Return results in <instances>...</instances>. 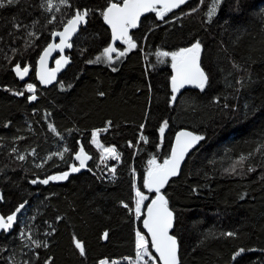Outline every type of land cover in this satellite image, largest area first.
Segmentation results:
<instances>
[{"label":"trees","instance_id":"1","mask_svg":"<svg viewBox=\"0 0 264 264\" xmlns=\"http://www.w3.org/2000/svg\"><path fill=\"white\" fill-rule=\"evenodd\" d=\"M113 2L120 0H69L70 7L53 0L59 11L52 12L46 0L0 8V212L6 217L25 203L18 218L28 210L33 224L27 228L46 245L36 248L21 238L28 229L17 221L0 236V264L133 260L135 234H144L134 214L135 189L154 197L143 186L149 160L163 163L181 130L205 137L163 192L176 216L181 264H264V0H222L211 20L213 0H189L164 20L152 13L131 34L137 47L120 61L88 63L111 44L100 12ZM85 8L87 23L67 51L71 65L54 86L41 89L36 63L52 33ZM197 40L208 85L185 90L172 106L171 57L159 52ZM17 64L33 70L25 84L14 73ZM27 84L36 87L35 101L27 99ZM96 131L101 144L121 155L114 180L97 171ZM81 146L92 157L87 172L72 174L67 183L32 185L71 173ZM242 156L249 158L241 162ZM227 231L236 235H221ZM75 239L84 243L85 256Z\"/></svg>","mask_w":264,"mask_h":264},{"label":"snow or ice","instance_id":"2","mask_svg":"<svg viewBox=\"0 0 264 264\" xmlns=\"http://www.w3.org/2000/svg\"><path fill=\"white\" fill-rule=\"evenodd\" d=\"M18 0H0V8H4L7 5H12L17 3ZM222 0H213L212 10L208 13V19L211 20L212 16L216 14V9ZM61 5L70 7L69 0H59ZM187 3V0H120V3H110L105 10H102L100 14L103 17L104 22L111 28V40L110 46L104 48L103 57L97 56L95 61H88V63L100 62L101 59L105 60L109 64H114L116 59L122 58L127 55L128 51L135 49L137 47L136 42L133 37L129 35V30L139 26L140 18L144 13H156L160 20H164L165 16L173 11L174 9L180 8L182 5ZM46 11L52 12L56 5L53 0H46ZM59 11V8H56ZM90 14V10L76 9L74 14L67 22L64 24L62 31H55L52 33L53 37H59V44H50L45 50L43 55L40 57L41 73L40 80L44 84H50L55 79L56 72H49L45 65L48 56L54 49H59L63 52L65 48H71L72 44L69 42L72 36L79 30L82 24L87 23V17ZM55 16H53L50 22L55 21ZM19 28L20 25H15ZM30 36H34L35 33H29ZM116 41L127 45L125 50H119L115 47ZM202 51V45L199 40L194 42L190 47L181 48L176 52H159L160 57H171V67L175 72V75L171 78V90L172 95L170 97L171 102L174 104L177 99V94L186 85H193L194 87L204 91L207 87L209 78L205 71L202 69L200 64V56ZM115 53V59L113 54ZM68 58L62 56L61 59L56 61L57 69L62 67V64H67ZM16 75L23 80L28 74V68H21L17 64L14 68ZM112 71H117L113 68ZM63 88V85H61ZM27 92L31 93L27 97L29 101H35L36 87L33 84H27ZM17 96H24L23 91H16L12 93ZM103 95V93H100ZM50 115V114H49ZM109 125L111 122L109 121ZM143 127V126H141ZM168 127V121H163V126L160 127L161 139H163L164 131ZM49 129L56 132L53 125L49 124ZM106 130V129H105ZM59 135V133H57ZM100 135L99 131L93 133L92 143L95 144L99 149L102 150L101 159H114L119 161L121 155L117 152L115 147H105L100 143L98 137ZM141 139L147 142L146 138L142 135ZM203 135H198L190 131H181L176 136V144L171 149V155L164 159L163 163H158L156 158L153 157L149 160V169L147 172V177L144 180L143 186L147 188L150 192L156 193L155 199L151 201L146 209L147 218L143 220V227L148 230L151 237V245L158 256H153L149 251V240L140 231L136 232L135 249L138 264H181L179 257V243L175 235L170 234L171 229L174 226L175 216L173 211L168 206V200L161 190L165 187L168 181L180 173V167L183 163L188 152L194 148L200 141L204 140ZM129 146H132L131 144ZM15 151V150H14ZM65 152L68 151L67 148L64 149ZM259 151V149H257ZM61 158H63V153H58ZM92 157L89 156L84 148L81 146L79 152L75 155V159L78 160L79 167L72 165L71 172H79L82 168L87 166V161ZM249 157L242 156L240 158L241 162L248 159ZM19 160L23 161L25 157L20 155ZM254 169L249 168V171ZM109 171L113 174V179L115 178L116 168L111 167ZM235 173L236 169L231 170ZM70 173L65 171L60 175H53L43 180H32L31 183L44 184L47 185L49 181H64L67 180ZM136 204L134 213L137 219L143 214L144 201L148 199L139 188L136 189ZM243 198V197H242ZM4 199L2 193H0V201ZM128 208L127 204L123 205ZM25 208V203H21L12 214L6 217L0 215V230L7 232L12 229L13 225L17 222V214ZM21 238L27 236V239L35 245L36 248H40L42 245L40 241L34 240L30 233H20ZM225 237H234L236 235L233 231H227L221 233ZM103 238L106 240L108 238V233H103ZM75 247L79 250L81 256H85V246L84 243L79 239L74 241ZM239 251H243L242 249ZM239 254V253H237ZM148 257V260H145ZM27 264V262H26ZM46 264H51V261L46 262ZM107 264V262H104Z\"/></svg>","mask_w":264,"mask_h":264},{"label":"water","instance_id":"3","mask_svg":"<svg viewBox=\"0 0 264 264\" xmlns=\"http://www.w3.org/2000/svg\"><path fill=\"white\" fill-rule=\"evenodd\" d=\"M188 2H189V0H187V3H188ZM187 3H185V4L182 5L181 7L185 6ZM181 7H180V8H181ZM180 8L174 9L173 11H176V10H178V9H180ZM173 11H171V12H173ZM171 12H169V13H171ZM151 14H152V13H144V14L141 16V18H140L139 26L136 27V28L130 29V30H129V35H131L132 32L138 30L139 27H140V24H141L142 20H143L145 17H147V16H149V15H151ZM83 25H84V24H82V25L80 26L79 30H78V31L72 36L71 40L69 41L70 43L73 41L74 38H76V37L79 35V33H80V31H81ZM105 26L108 28V30L110 31V34H111V28H110V26L107 25L106 23H105ZM62 30H63V29H62ZM62 30H61V31H62ZM59 42H60V38H59V37H53V35L51 36V42H50V44H53V43H55V44H59ZM111 43H112V40H111ZM50 44H49V45H50ZM49 45H48V46H49ZM110 45H111V44H110ZM121 45H124V44L121 43L120 41H116V43H115L114 46H115V47H118V46H121ZM48 46H47V47H48ZM47 47H46V48H47ZM46 48H45V49H46ZM68 49H69V48H65L63 52H60L59 49H54V50L51 52V54L48 56L47 61H46V65H45L46 69H47L49 72H51V71H55V72H56L55 79H54V80L52 81V83H50V84H44V83H42L41 80H40V73H41L42 69H41V65H40V58L38 59V61H37V63H36V69H35V78H36V81H37V83H38V85L40 86L41 89H48V88L54 86V85L58 82V80L60 79V77L63 75V73H64V72L68 69V67L71 65V60H70V58L67 56V51H68ZM43 53H44V51L42 52L41 56L43 55ZM114 55H115V53L113 54V56H114ZM41 56H40V57H41ZM62 56L67 57L69 62H68L67 64H62V67L59 69V71H56V69H57L56 61L59 60V59H61ZM200 64H201V56H200ZM201 67H202V65H201ZM26 68H28V74L24 77L23 80H21V79L16 75V73H15V71H14L16 77L18 78V80H19L22 84H25V83H27V82L29 81L30 76L32 75V72H33V70H32L31 68H29V67H26ZM202 69H203V68H202ZM171 71H172V76L175 75V72H174V70L172 69V67H171ZM195 89H198V88L194 87L193 85H186V86H185L184 88H182V89L180 90V92L177 94V99L180 97V95H181L185 90H195ZM177 99H176V101H177ZM175 103H176V102H175ZM175 103H174V104L172 103V106H174ZM181 131H188V130H181ZM181 131H179V132L176 134V136H177ZM190 132H191V131H190ZM176 136H175V138H174V142H173V146H172V148H173V147L175 146V144H176ZM200 142H201V141H200ZM200 142H199L194 148H192V149L188 152V154H187V156L185 157L183 163L181 164L179 175H178V176H175V177H172V178L168 181V183L165 185V187L161 190L162 193L164 192L165 188L168 186V184H169L173 179H176V178H178V177L180 176V174H181V172H182V169H183V166H184L185 163L187 162V160H188L189 156L192 154V152H193L196 148H198V147L200 146ZM170 155H171V154H170ZM90 160H91V159H90ZM90 160H88L87 163H88ZM78 162H79V161H78ZM79 163H80V162H79ZM84 169H86V167H85V168H82L81 170L83 171ZM38 184H40V183H36V184H33V183H32L33 186H36V185H38ZM146 190L149 191L147 188H146ZM149 192H150V191H149ZM0 193H1V192H0ZM151 193L154 195V197L148 202V204L146 205V207H145V209H144V213H143V217H142L141 226H142V230H143L144 234L146 235V237H147L148 240H149L150 247H151V251H152L153 255H154V256H158V254L155 253V250H154V248H153L152 245H151V237H150V234L148 233V230L145 229V228L143 227V220L147 218L146 209H147L148 205L151 203V201H152L153 199H155V196H156V193H154V192H151ZM165 197H166V196H165ZM2 202H3V200L0 201V209H1V204H2ZM173 213H174V212H173ZM0 215H2L1 212H0ZM174 216H175V213H174ZM17 218H18V214H17ZM17 221H18V220H17ZM16 224H17V222L13 225V227H15ZM175 225H176V216H175L174 226H173V228L171 229L170 234H173V233H174ZM13 227H12V228H13ZM10 230H11V229H10ZM10 230H9V231H10ZM9 231H7V232H9ZM7 232H4V231L0 230V236H1L3 233H7ZM104 240H105V239H104ZM178 243H179V242H178ZM179 251H180V248H179ZM179 257H180V256H179Z\"/></svg>","mask_w":264,"mask_h":264},{"label":"rangeland","instance_id":"4","mask_svg":"<svg viewBox=\"0 0 264 264\" xmlns=\"http://www.w3.org/2000/svg\"><path fill=\"white\" fill-rule=\"evenodd\" d=\"M60 6H63V5H61L60 4ZM126 47H127V45H126ZM100 57H103V55L102 56H100ZM113 58L115 59V55L113 56ZM120 59L121 58H119V59H116V62L114 63V64H116L118 61H120ZM101 63H103V64H105V65H114V64H109V63H107L105 60H103V59H101V61H100ZM100 137H101V133H100V135H99V137H98V139H99V141H100ZM92 140H93V136H92V139H91V144H92V146H93V148H94V150H95V153H96V155H97V171H98V173H99V176L101 177V178H104L105 180H107V181H110V180H114L113 179V174L109 171V169L111 168V167H115V168H117V166L120 164V160L119 161H116V160H114V159H104V160H102L101 159V157H102V155H103V153H102V150L101 149H99L95 144H93L92 143ZM116 174V173H115ZM135 192H136V189H135ZM145 196H147L148 197V199L147 200H145L144 201V206H143V213H144V209H145V207H146V205L148 204V202H149V200H150V197H149V195H146V194H144ZM135 204H136V195H135ZM28 210H25V211H23L21 214H20V216H19V218H18V221H20V226L22 227V228H26V229H28L27 231H26V233H32V230L30 231V228H27V227H31L32 226V224H33V219H31L30 217H29V215H28ZM135 214V213H134ZM143 217V214L141 215V217L139 218V219H141ZM137 219V218H136ZM139 219H137V220H139ZM32 235V234H31ZM143 235H145V234H143ZM136 237V236H135ZM145 237H146V235H145ZM147 238V237H146ZM25 239L28 241V242H31V241H29L28 239H27V236H25ZM148 239V238H147ZM34 245V244H33ZM33 245H29V246H33ZM30 250H32V249H28V251H30ZM149 251L152 253V251H151V247H150V243H149ZM135 253H136V249H135ZM152 255H153V253H152ZM154 256V255H153ZM145 260H148V257H145ZM104 262H107V264H138V261H137V257H136V254H135V258L133 259V260H124V261H114V262H108V261H102V262H100L99 264H104ZM149 264H151V261L149 260Z\"/></svg>","mask_w":264,"mask_h":264},{"label":"flooded vegetation","instance_id":"5","mask_svg":"<svg viewBox=\"0 0 264 264\" xmlns=\"http://www.w3.org/2000/svg\"><path fill=\"white\" fill-rule=\"evenodd\" d=\"M90 163H91V161H89V162L87 163L86 169H84L83 171L80 170L79 172H71L67 180H64V181H54V182L67 183L68 180H69V178L71 177L72 174H73V175H74V174L77 175V174H80V173H83V172H87V170H89V167H88V166L90 165ZM76 166L79 167V162H78V164H77ZM49 182H50V181H49ZM42 185H44V184H42ZM17 220H18V218H17Z\"/></svg>","mask_w":264,"mask_h":264}]
</instances>
